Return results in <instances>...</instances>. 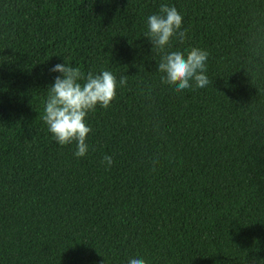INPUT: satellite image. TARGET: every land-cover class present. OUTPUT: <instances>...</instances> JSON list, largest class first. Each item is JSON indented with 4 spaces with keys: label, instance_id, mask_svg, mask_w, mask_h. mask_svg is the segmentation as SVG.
I'll use <instances>...</instances> for the list:
<instances>
[{
    "label": "trees",
    "instance_id": "trees-1",
    "mask_svg": "<svg viewBox=\"0 0 264 264\" xmlns=\"http://www.w3.org/2000/svg\"><path fill=\"white\" fill-rule=\"evenodd\" d=\"M163 4L187 31L160 52ZM194 47L210 83L177 93L157 65ZM64 62L127 76L81 158L42 119ZM132 258L264 264V0H0V264Z\"/></svg>",
    "mask_w": 264,
    "mask_h": 264
},
{
    "label": "clouds",
    "instance_id": "clouds-1",
    "mask_svg": "<svg viewBox=\"0 0 264 264\" xmlns=\"http://www.w3.org/2000/svg\"><path fill=\"white\" fill-rule=\"evenodd\" d=\"M183 16L174 6L163 4L158 14H152L147 19L149 39L153 49L164 52L171 46L175 37L183 43L186 29H182ZM209 53L201 48H191L186 53L182 51L166 52L157 71L161 73V83L173 86L177 93L193 87L205 88L209 83L206 75V63ZM61 75L55 78L49 88L44 115L42 119L48 126V131L55 141L61 145L76 143L74 156L84 157L89 151L87 137L92 128L87 123L90 112L99 105L107 109L117 98V88L127 82V76L119 81L111 71L99 74L89 71L85 75L79 67H71L64 63L56 64L52 69ZM107 167L113 164V158L106 155L102 161ZM129 264H145L143 258H132Z\"/></svg>",
    "mask_w": 264,
    "mask_h": 264
}]
</instances>
